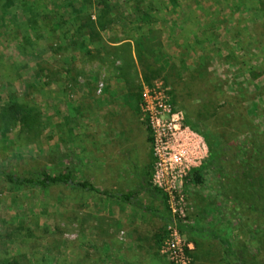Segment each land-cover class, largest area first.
Here are the masks:
<instances>
[{
  "label": "rangeland",
  "instance_id": "374dc122",
  "mask_svg": "<svg viewBox=\"0 0 264 264\" xmlns=\"http://www.w3.org/2000/svg\"><path fill=\"white\" fill-rule=\"evenodd\" d=\"M154 98L185 127L161 145L199 141L189 171L212 163L182 186L190 264H229L228 245L264 264V0H0V264H172L143 174ZM64 169L159 216L3 177Z\"/></svg>",
  "mask_w": 264,
  "mask_h": 264
},
{
  "label": "built area",
  "instance_id": "2783aa9c",
  "mask_svg": "<svg viewBox=\"0 0 264 264\" xmlns=\"http://www.w3.org/2000/svg\"><path fill=\"white\" fill-rule=\"evenodd\" d=\"M155 100L154 98L152 104L154 111L149 109L148 113V126L152 131L150 141L153 142L150 183L165 196L168 215L158 251L172 264H190L192 244L180 232L176 222L184 217L181 204L183 183L188 172H190V168L194 166V161L199 158L196 153L203 152L204 146L199 141L190 145L189 138L185 143L177 142L174 148L172 146L170 148L163 147L161 143L167 134L174 135L171 131L179 130L181 126L183 132L185 127L179 122L172 124V120H177V118L175 114L169 113L170 106L167 101L160 103ZM168 113L172 117L170 118L171 121L165 125L164 118L168 117Z\"/></svg>",
  "mask_w": 264,
  "mask_h": 264
},
{
  "label": "trees",
  "instance_id": "16d2710c",
  "mask_svg": "<svg viewBox=\"0 0 264 264\" xmlns=\"http://www.w3.org/2000/svg\"><path fill=\"white\" fill-rule=\"evenodd\" d=\"M147 137V141H148ZM212 163H208L205 166L201 167L200 169H193L189 173V179H191L195 183H200L202 181V174L204 171H209ZM146 177L150 175V166L147 165L146 170L143 172ZM73 173L70 169H64L61 171H57L54 173H48L46 171H40L36 174V176H23V175H13L10 173H4L3 177L6 181L18 185H25V186H38V187H48L51 185H70L74 186L77 189L85 190V191H93L98 194H103L110 197H115L121 201L127 202L132 204L138 208H141L148 212L150 215L154 217L159 216V212L157 209L143 206L136 198L132 191L126 192H111L106 190H100L93 184H91L88 180H79L73 181L72 180ZM224 253L228 259L229 264H244L238 258V250L236 251L234 246H226L224 247Z\"/></svg>",
  "mask_w": 264,
  "mask_h": 264
},
{
  "label": "crops",
  "instance_id": "0c3cea01",
  "mask_svg": "<svg viewBox=\"0 0 264 264\" xmlns=\"http://www.w3.org/2000/svg\"><path fill=\"white\" fill-rule=\"evenodd\" d=\"M168 32H169V30L167 28H163V33H164L165 40H167L168 35L170 34ZM120 33H121V31L119 32V34ZM124 40H129V39L127 37L126 38H118V40L116 42H114V44L116 46H118V45L122 44ZM175 48H177V47H175Z\"/></svg>",
  "mask_w": 264,
  "mask_h": 264
},
{
  "label": "flooded vegetation",
  "instance_id": "af4514ba",
  "mask_svg": "<svg viewBox=\"0 0 264 264\" xmlns=\"http://www.w3.org/2000/svg\"><path fill=\"white\" fill-rule=\"evenodd\" d=\"M125 159H127V155L125 156ZM143 166H144V170H143V171H145V169H146V164H144Z\"/></svg>",
  "mask_w": 264,
  "mask_h": 264
}]
</instances>
